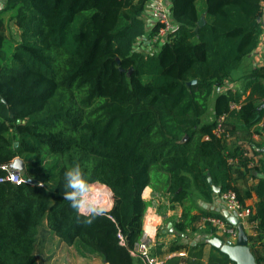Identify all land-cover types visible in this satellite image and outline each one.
I'll use <instances>...</instances> for the list:
<instances>
[{
	"label": "trees",
	"instance_id": "obj_1",
	"mask_svg": "<svg viewBox=\"0 0 264 264\" xmlns=\"http://www.w3.org/2000/svg\"><path fill=\"white\" fill-rule=\"evenodd\" d=\"M148 1H3L0 167L21 159L28 182H0V264H40L44 221L83 258L141 264L131 251L144 234L147 187L183 207L179 238L196 230V196L211 203L234 191L256 223L251 247L264 249V142L253 140L264 124V65L244 75L239 90H223L260 44L262 0H170L177 28L153 51L136 48L147 34ZM7 20L19 41L8 37ZM222 116L226 132L218 137ZM248 148L261 156L257 163ZM76 165L90 186L113 194L111 211L91 225L62 198L64 172ZM6 175L0 168V179ZM247 178L254 185L243 190L238 181ZM202 215L227 221L224 212ZM208 264L235 263L215 250Z\"/></svg>",
	"mask_w": 264,
	"mask_h": 264
},
{
	"label": "crops",
	"instance_id": "obj_2",
	"mask_svg": "<svg viewBox=\"0 0 264 264\" xmlns=\"http://www.w3.org/2000/svg\"><path fill=\"white\" fill-rule=\"evenodd\" d=\"M3 1L4 0H0V5L3 4ZM260 21L262 23V35L258 48L244 60L242 67L235 73L234 81L226 83L223 90H239L242 87L241 78L255 67L264 65V14ZM263 126L264 124L261 123L256 127L255 130H257L258 134H255L253 137V140L260 144L264 142V137L262 136ZM230 142H234V139H231ZM248 150L250 156H253L251 149L248 148ZM253 157L255 163L261 158V156ZM253 185V180L249 178H247L246 181H242V179L238 181V186L243 190ZM143 199L150 204L144 218V236H148L149 241L153 245V250L158 256L170 257L165 264L170 260H176V264H208L209 256L215 252V250L217 251V249L212 246V241L217 237L223 240L226 239L221 232L213 234L208 224L204 222L205 217L202 215L203 212H224V208L219 202V196L215 197L211 203L204 202L198 196L193 199V205L195 206L193 214L200 216V219L194 224L196 230L194 232L187 230L186 234H183L181 238H179L176 232L175 225L180 222L182 218L183 207L180 205H174V207H172L167 194L157 193L154 191V188L151 187H147L144 190ZM256 202L257 197L253 194L252 199L247 201V205L253 206ZM190 204H192L190 201L186 203V205ZM170 224H172V227H170ZM242 224L248 236L255 235L254 229L256 223L247 219L242 222ZM172 230L174 231L172 232ZM165 231H167V233H165ZM174 245L183 248L180 251L170 253V248ZM251 250L255 257H264V249L259 243L251 247ZM200 252L201 256H199ZM180 253H183V256H180ZM63 264L107 263L99 256L83 258L77 250H69L68 256L63 260Z\"/></svg>",
	"mask_w": 264,
	"mask_h": 264
},
{
	"label": "built area",
	"instance_id": "obj_3",
	"mask_svg": "<svg viewBox=\"0 0 264 264\" xmlns=\"http://www.w3.org/2000/svg\"><path fill=\"white\" fill-rule=\"evenodd\" d=\"M2 8L3 4L0 5V10H2ZM261 9L264 14V0L261 1ZM142 17L145 21L147 34L138 40L136 44V48L138 49H147L149 51L157 49L158 46H162L167 41L168 37L172 35L177 28V24L172 20L170 0H149ZM157 27L159 28L155 32ZM152 33H154V35L152 38H149L148 35H151ZM231 109H239V105L233 103L231 104ZM225 121V116L220 117L218 120V126L215 129V134L218 137L223 136L226 132L224 128ZM0 168L7 170L6 177L1 178L0 182L10 181L16 185L28 182L20 173L14 172L8 166ZM219 202L223 206L224 212H228L235 216L241 222L249 219L251 215L250 209L240 203L238 196L234 191H228L219 195ZM105 204L106 206L104 207L107 209L106 212L111 211L113 207L112 194L110 202ZM108 204H110V206ZM204 222L210 224L216 230V233L221 232L227 241L236 242L238 231L227 221L220 218L208 217L204 219ZM131 254L138 259L141 264H165L166 261L170 259V257L166 258L158 256L154 252L153 245L149 241L148 236H144V234L140 242L137 243L131 251ZM179 255L183 256V253H180Z\"/></svg>",
	"mask_w": 264,
	"mask_h": 264
},
{
	"label": "clouds",
	"instance_id": "obj_4",
	"mask_svg": "<svg viewBox=\"0 0 264 264\" xmlns=\"http://www.w3.org/2000/svg\"><path fill=\"white\" fill-rule=\"evenodd\" d=\"M62 198L69 201L71 208L85 225H91L107 211L92 193L79 165L64 172Z\"/></svg>",
	"mask_w": 264,
	"mask_h": 264
},
{
	"label": "rangeland",
	"instance_id": "obj_5",
	"mask_svg": "<svg viewBox=\"0 0 264 264\" xmlns=\"http://www.w3.org/2000/svg\"><path fill=\"white\" fill-rule=\"evenodd\" d=\"M6 26L8 37L10 36L13 40L19 41L21 38V31L17 28L15 22L7 20ZM213 99L211 100V103L213 102ZM154 175L155 171H152V177ZM98 186L104 185L99 184ZM111 192L112 191H110L109 189H105L102 192H96L93 194L97 198V200L100 201L99 203L102 206H105V203L110 202V194H112ZM225 241L227 240L225 239ZM69 250L75 251L76 249L74 247L67 246L61 240H59V238H57L54 233L49 230V228L47 227V223L44 221L40 226L39 236L35 247V253L40 264H63V260L68 256Z\"/></svg>",
	"mask_w": 264,
	"mask_h": 264
},
{
	"label": "water",
	"instance_id": "obj_6",
	"mask_svg": "<svg viewBox=\"0 0 264 264\" xmlns=\"http://www.w3.org/2000/svg\"><path fill=\"white\" fill-rule=\"evenodd\" d=\"M204 24L205 20L204 18H201L198 23V26L201 27ZM193 83H196V81H193ZM262 110H264V103L258 107V112H261ZM260 152L264 153V148L261 149ZM11 169L14 172L22 173L25 170V164L21 159L17 158L11 165ZM259 176L263 177L262 174H260ZM209 182L212 183V180L209 179ZM215 191L219 193L220 189L216 188ZM224 217L231 226H234L237 229V240L234 243L230 241H225L217 237L212 241V246L215 249L221 251L223 254L227 255L230 261L235 264H258L256 262L254 254L252 253L249 236L246 233L242 222L235 216L229 214L228 212H224ZM170 227H172V224H170ZM173 231L174 230H172V232ZM165 233H167V231H165Z\"/></svg>",
	"mask_w": 264,
	"mask_h": 264
},
{
	"label": "bare ground",
	"instance_id": "obj_7",
	"mask_svg": "<svg viewBox=\"0 0 264 264\" xmlns=\"http://www.w3.org/2000/svg\"><path fill=\"white\" fill-rule=\"evenodd\" d=\"M99 185V184H98ZM98 185H94V186H91V191L92 193H96V192H102L103 190L105 189H109L108 187L106 186H98ZM111 195V194H110ZM100 202V201H99ZM104 204V203H103ZM110 206V204H109Z\"/></svg>",
	"mask_w": 264,
	"mask_h": 264
}]
</instances>
